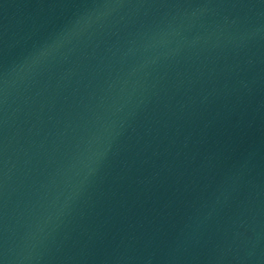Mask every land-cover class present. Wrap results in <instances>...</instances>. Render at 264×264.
<instances>
[{
    "label": "water",
    "instance_id": "1",
    "mask_svg": "<svg viewBox=\"0 0 264 264\" xmlns=\"http://www.w3.org/2000/svg\"><path fill=\"white\" fill-rule=\"evenodd\" d=\"M0 264H264V0H0Z\"/></svg>",
    "mask_w": 264,
    "mask_h": 264
}]
</instances>
